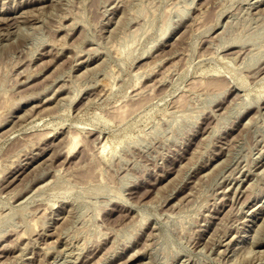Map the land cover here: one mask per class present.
Here are the masks:
<instances>
[{"label": "rangeland", "instance_id": "rangeland-1", "mask_svg": "<svg viewBox=\"0 0 264 264\" xmlns=\"http://www.w3.org/2000/svg\"><path fill=\"white\" fill-rule=\"evenodd\" d=\"M0 264H264V0H0Z\"/></svg>", "mask_w": 264, "mask_h": 264}, {"label": "bare ground", "instance_id": "bare-ground-1", "mask_svg": "<svg viewBox=\"0 0 264 264\" xmlns=\"http://www.w3.org/2000/svg\"><path fill=\"white\" fill-rule=\"evenodd\" d=\"M3 19V18H2ZM22 81V80H21ZM73 137V136H72ZM77 137V136H76ZM76 137L75 138H71L69 141H70V143H71V141H72V149H73V146L75 145V143H76ZM77 144V143H76ZM71 146V145H70ZM69 149H70V147H69ZM21 239V238H20Z\"/></svg>", "mask_w": 264, "mask_h": 264}]
</instances>
